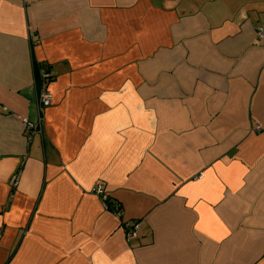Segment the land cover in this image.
<instances>
[{
    "label": "crops",
    "instance_id": "1",
    "mask_svg": "<svg viewBox=\"0 0 264 264\" xmlns=\"http://www.w3.org/2000/svg\"><path fill=\"white\" fill-rule=\"evenodd\" d=\"M260 27L264 0H0V264H264Z\"/></svg>",
    "mask_w": 264,
    "mask_h": 264
},
{
    "label": "built area",
    "instance_id": "2",
    "mask_svg": "<svg viewBox=\"0 0 264 264\" xmlns=\"http://www.w3.org/2000/svg\"><path fill=\"white\" fill-rule=\"evenodd\" d=\"M264 34V28L260 27L258 29V35L259 36H262ZM49 77V74L48 73H44L43 74V78L44 79H48ZM51 103V94L50 92L47 90V87L46 85H44L39 93V96H38V107H39V111H40V115H39V118L37 120V122H31V121H28V120H23V123L25 124L26 127H35L37 129H40L41 127V121H42V112L44 110V108L46 106H48L49 104ZM16 181V179H15ZM105 189V186L103 185L102 182H99L96 186V188H94V191L98 192V193H102ZM104 199V197H103ZM113 212L116 214V215H120V209L118 208V206H115L113 208ZM139 227V224L138 222H135L133 224H130L128 225V231H127V234L131 233L132 231H135L137 230Z\"/></svg>",
    "mask_w": 264,
    "mask_h": 264
},
{
    "label": "trees",
    "instance_id": "3",
    "mask_svg": "<svg viewBox=\"0 0 264 264\" xmlns=\"http://www.w3.org/2000/svg\"><path fill=\"white\" fill-rule=\"evenodd\" d=\"M105 202H106V204H109V205H111L112 204V202H110V201H108V199L107 200H105ZM108 205V206H109ZM110 207H112V206H110ZM114 207V206H113Z\"/></svg>",
    "mask_w": 264,
    "mask_h": 264
}]
</instances>
